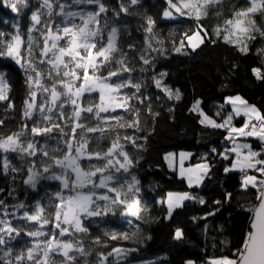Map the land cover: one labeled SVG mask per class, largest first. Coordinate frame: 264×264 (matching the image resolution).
<instances>
[{
    "label": "snow or ice",
    "instance_id": "6c2138e0",
    "mask_svg": "<svg viewBox=\"0 0 264 264\" xmlns=\"http://www.w3.org/2000/svg\"><path fill=\"white\" fill-rule=\"evenodd\" d=\"M138 3L139 0H129L130 6ZM220 4L222 0H167L168 8L163 12V17L174 19L176 13L199 21L208 16L211 8ZM21 6L28 7L27 0H12L9 4L13 12H19ZM89 6H95V10ZM35 7L36 10L31 13L32 26L28 29L27 43L18 28L11 40H5V33L0 32V59L13 61L25 73L29 93L24 102L23 117L26 120L33 119L34 114H38L39 119L47 122L39 125L33 120L30 134L43 136L51 134L53 129H56L63 137L64 147L53 149L52 155H49L47 150H41L42 156L48 157V160L42 161L39 168L33 161L27 168L23 183L36 191L42 180L58 181L60 190L48 198V209L37 200L32 214L27 210L22 213L23 219L34 222L39 227L25 233L32 238L31 246L21 249L14 257L12 249L7 247V244L15 238L13 233L19 236L22 229L12 227L6 220H0V246H4L0 264H77L78 257L86 258L91 255L84 246V238L87 237L89 230L83 226L82 218L116 215L119 209L121 216L140 219L141 208L138 198L141 191L140 182L131 174V169L138 161L129 155L121 140L135 147L142 145H137L136 138L122 137L112 129L113 123L120 128L139 129V113L130 123H125L120 116L112 114L118 108L126 112L132 108L130 103L132 97L122 94V89L134 88L139 92L143 85L134 83L130 77L124 76L125 73L136 69L129 67L128 54L118 44L119 30L108 24L107 8L102 0H38ZM121 11L128 13L129 8L121 3ZM101 14H105L103 26ZM115 15L119 16L120 13L117 12ZM257 15L264 17V0H247L246 7L233 10L231 18L224 21L223 28L217 26L216 35L224 32L225 42L236 45L239 51L247 54L251 41L257 36L264 38V27L256 23ZM154 23L151 17L147 18L145 31L152 34L153 38ZM198 28L204 31L205 36L202 37L201 31L197 30L193 36L187 37L192 50L203 43L207 34L203 25H198ZM33 32H38L39 37L33 38L31 35ZM155 43L160 44L161 41L156 40ZM183 47L184 43L181 42V46L175 48V51L180 52ZM149 51L161 52V49L155 47L151 40L147 42V48L139 54V59L148 67L141 66L139 68L141 73L151 71L153 68L155 57L145 55ZM257 55L264 62V48L258 49ZM40 65L44 67L40 68ZM252 72L257 79L264 80L261 68H253ZM6 75V71L0 70V101L8 99L5 95ZM166 76V72H160L153 75L152 80L169 99L179 100L181 98L179 89L173 90L162 83ZM37 91L42 94L39 105L36 103ZM86 93H98V102L93 103L89 100L85 105L83 98ZM139 102L143 103V100L140 99ZM226 103L231 105L232 111L221 123H217L203 112L199 100L193 105L192 111L199 112L203 117L200 120L201 124L228 130L226 139L231 141L233 146L225 149L223 158L228 160L230 154L234 153L235 161L224 171L226 173L240 171L241 190L254 189L256 203L248 209L251 213L250 222L240 247L236 248L231 256L210 257L204 264H264V159L260 158L264 155V114L240 96L228 97ZM11 106L10 103L9 107ZM66 107L70 108V112H66ZM220 107L222 109L224 106ZM216 115L219 116L220 112ZM241 115L246 118L244 123L240 127L234 126L233 117ZM0 124H3L2 120ZM105 125L109 126L108 131L111 132L112 138L106 149H99V140L109 138ZM24 128H28L27 123L22 125L20 132L0 138V149L5 153L36 156L38 142L29 139L23 131ZM95 133L99 135L90 136ZM240 137H255L261 142V150L253 151L250 144L237 143V138ZM92 139L97 141V145L90 150L89 144ZM245 149L246 153L243 151ZM215 151L213 149V152ZM173 155L169 154L165 159L170 160ZM186 155L188 154H180L181 177L185 176L183 162ZM196 168L201 170L202 176H206L210 171V165L207 163L197 164ZM2 170L4 175H8L9 171H19L15 167L10 169L7 156L3 159ZM248 170L259 173V177L248 174ZM192 171L193 169H188L189 173ZM202 176H197V183L201 181ZM187 180L191 186L192 175H188ZM190 199L196 197L189 193H169L167 218L171 219L175 208L182 207V202ZM225 199L231 200V194L226 193ZM200 203L203 204L204 201L200 200ZM215 203L220 204V201ZM3 204V200H0V205ZM13 207L19 210L25 209L26 205L19 202ZM218 211L219 208L208 215L215 216ZM49 224L54 225V229L43 231L44 226ZM138 232L137 228V232H133L132 236H137ZM77 234L83 235L77 239ZM105 235L112 240L129 239L128 233L112 232ZM174 235L177 240L183 238V233L179 229ZM63 237L70 239H62ZM144 239L150 240L151 236ZM136 242L141 241L137 239ZM92 243L100 244L102 241L100 237H96ZM121 251L120 248H114L106 255L98 254L99 264H106L108 256L113 252L120 254ZM138 251V248L127 249L124 258ZM185 264L195 262L188 260Z\"/></svg>",
    "mask_w": 264,
    "mask_h": 264
},
{
    "label": "trees",
    "instance_id": "16d2710c",
    "mask_svg": "<svg viewBox=\"0 0 264 264\" xmlns=\"http://www.w3.org/2000/svg\"><path fill=\"white\" fill-rule=\"evenodd\" d=\"M11 2L12 0H0V32L5 33V40H11L18 28L27 43L28 29L32 26L31 13L36 10L38 0H27L28 7L21 6L19 12L11 10ZM102 3L107 8L108 24L119 30L118 44L128 54L129 67L136 69L124 76L143 85L139 92L134 88L122 89V94L132 97V108L127 112L118 108L112 114L120 116L125 123H130L139 113V129L120 128L114 123L112 129L122 137L136 138L137 145H142L135 147L121 140L129 155L138 161L131 169V174L140 182L138 198L141 216L140 219L121 216L118 209L116 215L83 218V226L89 230L84 238V246L91 255L86 258L78 257L77 264H99L98 254L106 255L114 248L139 249L138 252L128 255L124 264H185L188 260H193L195 264H204L210 257L231 256L240 247L248 230L251 216L248 209L256 203L255 190H241L240 171H224L234 159V153L230 154L228 160L223 158L225 149L231 148L226 141L228 130L201 124L202 117L199 112L192 111V107L199 100L200 106L207 113L216 116L221 109L219 104L227 96L241 94L248 102L257 104L264 114V80L257 79L252 72L257 67L264 72V62L257 55V50L264 48V38L257 36L251 41L248 45L249 51L245 54L236 45L225 42L224 32L220 35L215 32L217 26L223 28L224 21L231 18L234 9L246 7L247 0H222V4L211 8L208 16L199 21L188 16L178 15L174 19L163 17V12L168 8L167 0H139L137 5L131 6L129 0H102ZM121 3L129 8L128 13L121 11ZM89 8L95 10V6ZM117 12L120 13L119 16L115 15ZM104 17L105 14H101V26L104 24ZM148 17L155 21L152 26L154 38L145 31ZM256 23L264 27V17L257 15ZM198 25H203L207 34L203 43L192 50L186 39L199 29ZM201 32L205 36L204 31ZM31 35L33 38L39 37L38 32ZM149 40L161 52L145 53L155 59L152 70L141 73L139 68L148 66L143 65L139 54L147 48ZM156 40L161 43L156 44ZM181 42L184 47L176 52L175 48L180 47ZM128 45L135 47L129 48ZM0 70L7 72L5 95L8 97L7 100L0 101V120L3 121L0 124V138L20 132L22 125L27 123L28 128L23 131L29 139L38 142L37 154L33 157L5 153L0 149V200L4 202L0 205V220H6L12 227L22 229L19 236L13 233L15 238L7 244L14 257L21 249L31 246L32 238L25 233L39 227L38 224L23 219L22 213L27 210L32 214L37 200L48 209V198L60 190L58 181L42 180L38 190L33 191L23 183L27 168L33 161L39 168L42 161L48 160V157L42 156L41 150H47L52 155L53 149L63 148L64 144L63 137L56 129L43 136L30 134L33 120L39 125L47 122L39 119L38 114L27 120L22 115L29 93L25 73L9 59H0ZM160 72L167 73L163 84L173 90L179 89V100L169 99L161 88L155 86L152 76ZM41 98L42 94L37 91L38 105ZM140 99L143 103L139 102ZM89 100L98 102V93H86L83 103L86 105ZM225 110L231 111V107L228 105ZM66 112H70V108L66 107ZM105 128L109 138L99 140V149H106L111 142L109 126L105 125ZM98 135L99 133L90 134L92 137ZM96 145L97 141L92 139L89 149L93 150ZM253 146L261 149V142L255 140ZM213 149L216 151L213 152ZM173 150L191 151L193 154L190 163L205 160L209 162L210 171L204 177L202 185L191 188L186 179L180 178L177 171L170 168L165 155ZM5 156L9 160L10 169L15 167L19 171H9L8 175H4L2 164ZM186 190L195 192L196 199L186 200L182 207L174 210L171 219H168L166 209L169 192ZM226 193L231 194V200L225 199ZM200 200L204 203H200ZM216 201H220V204H216ZM19 202H23L26 208L17 210L13 207ZM217 208L219 211L215 216L208 215ZM137 228V236H132ZM177 228H181L183 233V238L179 240L174 235ZM53 229L54 225L49 224L42 230L48 232ZM112 232L128 233L129 239L112 240L105 235ZM82 235L77 234L76 238L79 239ZM149 235L150 240L144 239ZM96 237H100L102 243L93 244ZM137 239L141 242L137 243ZM3 247L0 246V256L3 254Z\"/></svg>",
    "mask_w": 264,
    "mask_h": 264
},
{
    "label": "rangeland",
    "instance_id": "374dc122",
    "mask_svg": "<svg viewBox=\"0 0 264 264\" xmlns=\"http://www.w3.org/2000/svg\"><path fill=\"white\" fill-rule=\"evenodd\" d=\"M179 14H176V13H174V16L175 17H177ZM197 30H200V29H197ZM196 30V31H197ZM201 31V30H200ZM191 36H193V34H191V35H189V37H191ZM201 36L202 37H204V34H203V32H201ZM194 43H195V41H193ZM186 43H187V45L188 46H190L189 44H188V41H187V39H186ZM202 44V43H201ZM199 46H200V44H199ZM198 46V47H199ZM191 47V46H190ZM197 48V47H196ZM6 87H7V83H6V86H5V90H6ZM235 96H240V97H242V99L243 100H245V101H247V99L246 98H244L241 94H234V95H229V96H227L226 98H228V97H235ZM247 103L249 104V105H254L257 109H259V111H260V108L258 107V105L256 104H252V103H250V102H248L247 101ZM220 106L221 105H223L224 107L222 108V109H219V111L218 112H220V115L219 116H212V115H210L209 113H207V111L204 109V108H202L201 106H200V108L203 110V112L206 114V115H208L210 118H212V119H214V120H216V122L217 123H221V122H223V119L227 116V114L229 113V112H231L232 111V107H231V105H229V104H227L226 103V99L224 100V102L223 103H220L219 104ZM230 106L231 107V111H226L225 110V108L227 107V106ZM221 108V107H220ZM261 112V111H260ZM201 116V115H200ZM202 117V116H201ZM203 118V117H202ZM245 117L244 116H239V117H237V116H234L233 117V121H232V124L234 125V126H236V127H240V126H242V124L244 123V121H245ZM255 140H257L255 137H247V138H244V137H240V138H237V143H240V144H242V143H248V144H250L251 145V148H252V150L253 151H260L261 149H257V148H255V146H253L254 145V143H255ZM228 143H230V147H232L233 145H232V143H231V141H229V140H226ZM245 153L247 152V150L245 149V150H243ZM181 153H185V154H188V155H186V157H185V159H184V162H183V167H184V169H185V176L184 177H181V175H180V171H179V169H180V154ZM169 154H174L173 155V157L170 159V160H168V159H165L167 162H168V164H169V166H170V168L172 169V170H175V171H177V173H178V176L180 177V178H183V179H186V181H188L187 180V176L188 175H192V177H193V181H192V185L190 186L191 188H194V187H196V186H200V185H202V183L204 182L203 181V179H204V177L205 176H202V173H201V170L200 169H197L196 168V165L197 164H204V163H207V164H209V162L207 161V160H205V161H201V162H196L195 164L194 163H190V158H191V156H192V152L191 151H188V150H173V151H170V152H168V153H166V155H165V157L166 156H168ZM233 161H232V163L235 161V154H234V156H233ZM260 158H262V159H264V155H262ZM231 163V164H232ZM230 164V165H231ZM210 165V164H209ZM229 165V166H230ZM228 166V167H229ZM193 169V171L191 172V173H189L188 172V169ZM234 171H237V170H234ZM248 174H250V175H257L258 177H259V173H256L254 170H248ZM197 176H202V179H201V181L199 182V183H197ZM189 184V183H188ZM169 193H174V194H180V193H189L191 196H194L195 195V192H193L192 190H186L185 192H179V191H175V192H169ZM186 201V200H185ZM185 201H183L182 202V205L184 204V202ZM167 202H168V198H167ZM176 209V208H175ZM174 212V211H173ZM82 220H83V218H82ZM177 229H179V230H181L182 231V229L181 228H177ZM122 251H121V253L120 254H117V253H115V252H113V254L111 255V256H108V260H107V262H106V264H117V262H118V264H124V261H126V259L124 258V252H125V250L126 249H121ZM191 261H193V260H191Z\"/></svg>",
    "mask_w": 264,
    "mask_h": 264
}]
</instances>
